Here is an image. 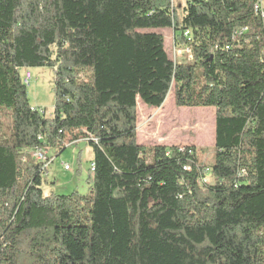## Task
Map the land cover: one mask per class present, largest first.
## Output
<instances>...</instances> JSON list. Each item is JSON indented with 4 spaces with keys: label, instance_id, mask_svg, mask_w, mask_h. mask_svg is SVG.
I'll return each instance as SVG.
<instances>
[{
    "label": "trees",
    "instance_id": "1",
    "mask_svg": "<svg viewBox=\"0 0 264 264\" xmlns=\"http://www.w3.org/2000/svg\"><path fill=\"white\" fill-rule=\"evenodd\" d=\"M261 3L187 0L178 15L172 0H0V264H264ZM161 29L190 62L144 32ZM44 67L51 118L21 75ZM173 87L177 108L216 109L211 164L195 147L138 144V101L160 109ZM40 135L57 154L88 139L87 195H45L26 155Z\"/></svg>",
    "mask_w": 264,
    "mask_h": 264
},
{
    "label": "rangeland",
    "instance_id": "2",
    "mask_svg": "<svg viewBox=\"0 0 264 264\" xmlns=\"http://www.w3.org/2000/svg\"><path fill=\"white\" fill-rule=\"evenodd\" d=\"M186 3L187 0H175L178 15L183 14ZM262 6L264 7V0H262ZM144 32L163 35L166 52L174 62L186 63L192 60L187 47L176 44V34L173 29ZM27 71L33 75L32 84L28 88L31 106L42 109L46 112L45 116L51 118L55 106V74L53 69L47 67L23 69L21 75L24 76ZM168 98V103L160 109L150 108L140 100L138 101V144L145 147L159 145L168 148L195 147L197 150L206 151L203 154V159L207 157L208 163L211 164L212 149L215 147L216 109L177 108L174 99V87ZM197 116H204L210 121L208 137L199 132L195 120ZM148 137H151V140H148ZM51 152L50 157L55 160L49 168L48 184L43 186L45 195L67 196L75 192L87 195L89 192L87 181L91 175L90 168L94 160L93 149L88 142H78L67 147L60 154L53 150ZM64 165H69L71 170L65 171ZM208 180L212 182L210 178Z\"/></svg>",
    "mask_w": 264,
    "mask_h": 264
},
{
    "label": "built area",
    "instance_id": "3",
    "mask_svg": "<svg viewBox=\"0 0 264 264\" xmlns=\"http://www.w3.org/2000/svg\"><path fill=\"white\" fill-rule=\"evenodd\" d=\"M172 3L175 4V0H172ZM256 11L262 13V16L264 17V7L261 4H258L255 7ZM191 33L190 31H186L185 33V37H190ZM229 47H227L228 49ZM188 52L190 53V50H188ZM33 81V75L30 71H27L25 73V75L23 76V83L24 85L29 88L32 84ZM36 109V108H33ZM41 115L45 116L46 112L43 111L42 109H39ZM39 142L41 143L40 145L29 149L28 151H26V155L29 156L31 159H33L36 163L40 164L43 166V169L46 171V175L48 177V172H49V168L50 166L53 164L54 160L53 158L50 157V154L52 153V149L50 146H48L46 144L47 139L45 138L44 135H40L38 138ZM88 139L85 138H79L78 140H74V141H70L69 143L66 144V148L70 147L71 145L77 144L78 142L81 141H87ZM95 140V139H92ZM96 141V140H95ZM180 150L182 151L183 148H180ZM64 170L65 171H70L71 168L69 165H64ZM95 171V164L92 163L91 164V168H90V172L93 173ZM207 173L209 172V170L206 171ZM209 174V173H208ZM205 182H209L208 179H205Z\"/></svg>",
    "mask_w": 264,
    "mask_h": 264
}]
</instances>
